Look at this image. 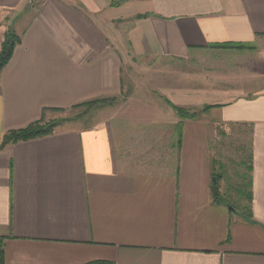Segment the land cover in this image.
<instances>
[{
	"label": "crops",
	"instance_id": "1",
	"mask_svg": "<svg viewBox=\"0 0 264 264\" xmlns=\"http://www.w3.org/2000/svg\"><path fill=\"white\" fill-rule=\"evenodd\" d=\"M10 30L22 42L0 73L5 264H264V0H0V50ZM104 100L92 128L1 148ZM225 125L250 132V218L212 192Z\"/></svg>",
	"mask_w": 264,
	"mask_h": 264
},
{
	"label": "trees",
	"instance_id": "2",
	"mask_svg": "<svg viewBox=\"0 0 264 264\" xmlns=\"http://www.w3.org/2000/svg\"><path fill=\"white\" fill-rule=\"evenodd\" d=\"M115 5H118L117 3H114ZM138 18H143V17H138ZM22 42L21 36L18 35L16 32L10 30L8 31V33L6 34V37L4 39V42L2 44L1 50H0V73L2 72V70L8 65V63L10 62V60L13 57V54L17 48L18 45H20ZM215 48H234V49H250V47L247 46H243V45H234V44H224V45H215ZM113 101V100H110ZM108 101L104 100V101H93L90 103H84L82 105H78V106H92V105H97V104H105ZM76 106V107H78ZM175 111L178 113V115L181 118H196L197 117V113H192L190 111H187L185 109H181L179 107H174ZM210 108V107H209ZM207 109V108H206ZM58 124H60L59 121H55L53 123L50 124H44L42 122H38V123H34L32 125H30L27 128L21 129V130H15V131H10L8 133H6V135L4 136L3 139V143L1 148H5L6 146L12 145V144H16L19 142H25V141H29L32 139H36V138H40L49 134H52L55 127L58 126ZM233 126V125H230ZM240 128V127H239ZM243 131H240V135L242 134ZM218 135L220 136V138L225 139L226 138V133L222 130V129H218ZM243 135V140L245 137V134ZM232 136H235L234 134ZM230 137V136H229ZM242 140V138H240ZM242 140V141H243ZM222 146H224V143L222 144ZM232 146L230 145V148ZM247 149V155L245 152V148ZM244 147L242 149V159H241V167L245 169L241 179L244 183V191H242L243 196L248 200L250 207L252 206V202H253V144H252V140L250 137V145H246L244 143ZM216 148V154L213 157V166L216 167H220L223 170H225V165L224 163L226 161H232L231 159H227L226 157H223L222 151L218 150ZM226 158V159H225ZM214 176L217 178V181L219 184H221L224 179H225V174L223 172H220L219 174H214ZM225 193H227V189L225 191ZM215 202L218 205H223L226 207H232V203L228 202L225 198L222 197L221 193H218L215 195ZM250 214H251V208L249 209V214H245L248 218H250ZM0 264H5V254H4V248L2 245V242L0 241ZM91 264H111L108 262H104V261H97Z\"/></svg>",
	"mask_w": 264,
	"mask_h": 264
},
{
	"label": "rangeland",
	"instance_id": "3",
	"mask_svg": "<svg viewBox=\"0 0 264 264\" xmlns=\"http://www.w3.org/2000/svg\"><path fill=\"white\" fill-rule=\"evenodd\" d=\"M140 79L138 78V83ZM139 85V84H138ZM137 85V86H138ZM154 87L151 85V88ZM132 94V90H130ZM112 104L105 103V104H97L92 106H78L70 110L63 111L58 113V120L61 124H68V125H75L80 128H92L94 127V120L98 119V117L106 116V111L104 109L106 106H110ZM55 121L44 122V124H50ZM226 133V138L218 139V143L215 146L219 150H225V156L227 159H231L232 161H226L224 163L225 170L216 166V172H223L225 174L224 181L220 184L221 186V195L225 198L228 202L232 203V207H227L229 210L230 208L232 211H238L242 214H249L250 204L248 200L243 196L242 191H244V183L241 179L245 169L241 167V159H242V149L244 147V143L248 146L250 145V132L249 129H242L235 126H223L221 128ZM240 131H243L242 134H245L243 140V135L239 134ZM235 136H232V135ZM230 136V137H229ZM242 138V140L240 139ZM225 144L224 147L222 144ZM230 145L232 146L230 148ZM245 148V147H244ZM248 149V147H247ZM247 149L245 148V152L247 155ZM225 158V159H226ZM215 178V177H214ZM227 189V193H225ZM246 216V215H245Z\"/></svg>",
	"mask_w": 264,
	"mask_h": 264
},
{
	"label": "water",
	"instance_id": "4",
	"mask_svg": "<svg viewBox=\"0 0 264 264\" xmlns=\"http://www.w3.org/2000/svg\"><path fill=\"white\" fill-rule=\"evenodd\" d=\"M213 185H212V192L214 194H218L219 193V189H218V185H217V178H213V181H212ZM230 210L232 211V209L230 208Z\"/></svg>",
	"mask_w": 264,
	"mask_h": 264
}]
</instances>
